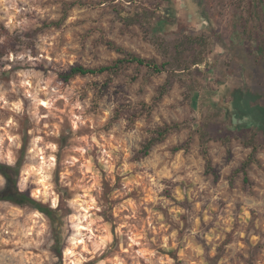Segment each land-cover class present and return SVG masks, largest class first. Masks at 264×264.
I'll list each match as a JSON object with an SVG mask.
<instances>
[{
    "label": "rangeland",
    "instance_id": "374dc122",
    "mask_svg": "<svg viewBox=\"0 0 264 264\" xmlns=\"http://www.w3.org/2000/svg\"><path fill=\"white\" fill-rule=\"evenodd\" d=\"M74 2L79 3L71 6ZM193 3L195 15L187 12L177 15V0H46L41 7L54 9L56 20L27 11L24 15L40 27L23 33L17 30L13 35L0 23V38L4 41L0 43V69L12 63L2 60L9 50L19 54L31 49L37 55L38 35L52 28L63 29L58 38L60 48L74 58L79 53L89 68L107 66L122 57L107 48L103 40L142 58L168 63L167 71L159 75L147 68L127 67L105 91L104 75L90 85L96 90L92 93L94 100L101 96L94 103L93 111L103 108L109 116L101 130L107 133L114 126H123V146L127 153L122 152L121 156L127 155V162L132 165L125 176L136 179L135 184H129L131 192L122 199L115 195L111 203L131 199L136 209L135 219L141 224L152 213L159 216L158 227L156 218L152 220L155 232H147L146 226L145 231L133 228L131 235L137 243L131 248L125 244L127 251L120 258L124 264L136 261L147 264L145 257L137 253L143 251L147 255L158 251L160 255H167L173 264H264V165L260 163L264 160V146L259 150V162L249 169L252 186L243 184L242 175L237 177L234 186L229 182L232 172L251 153L244 145L246 131L238 130V123H233V92L239 89L264 96V0H193ZM19 6L27 7L23 3ZM65 13L66 20L61 27L51 25ZM70 14L73 18L69 21ZM201 18L208 21L207 25L199 26ZM21 36L27 37V41H22ZM21 67L27 70L29 65L21 62L12 69L0 71L3 85L0 92L11 87L13 73ZM168 81L172 85L167 94L150 116L144 115L136 121L134 129H128L125 116L110 123L117 105L150 104L158 88ZM7 115L0 108V118ZM174 122L184 126L156 146L147 158L134 160L136 152L149 138L150 130ZM4 131L0 126V133ZM246 133L250 136L254 132ZM190 136L192 145L188 152L172 151ZM201 137L210 138L208 147L220 176L218 181L206 173ZM151 163L157 164L156 169L149 167ZM163 168L168 175L159 179L162 187L157 192L155 183L143 182V172L147 169L151 176ZM176 175L184 179H176ZM103 176L106 174L102 172ZM122 179L116 175L111 185L107 179L101 180L100 195L106 203L117 190H123ZM91 195L96 199L95 191ZM96 202L99 204V200ZM97 215H101V224L111 225L113 244L117 243L116 225L112 221L118 217ZM122 215L128 216V211ZM96 227L94 224V231ZM164 229L165 235L175 232V239L188 247L178 243L176 249L166 252L156 249L155 245L144 246L146 239L159 237ZM172 242L169 237L170 246ZM106 256L107 252L98 259ZM82 264H96V258L85 259Z\"/></svg>",
    "mask_w": 264,
    "mask_h": 264
},
{
    "label": "clouds",
    "instance_id": "9594fccd",
    "mask_svg": "<svg viewBox=\"0 0 264 264\" xmlns=\"http://www.w3.org/2000/svg\"><path fill=\"white\" fill-rule=\"evenodd\" d=\"M20 3L27 7H20ZM44 3L46 0H3L0 23L13 35L17 30L23 33L40 27L24 15L27 11L56 20L54 9L41 7ZM177 7V15L196 14L193 0H177ZM72 18L70 14L69 21ZM207 23L201 18L199 26ZM62 31L52 28L38 35L35 56L31 49L19 54L9 50L2 58L12 63L5 64L0 71L12 69L21 62L29 68L15 71L11 87L0 92V101H3L0 108L8 113L0 118V126L5 129L0 133V264H82L85 259L93 258L96 264H124L120 258L127 251L124 245L131 248L137 243L131 235L133 228L145 231L146 226L147 232H155L159 226L157 213H152L142 224L136 221L131 199L111 203L115 195L122 199L131 192L129 184L136 183L135 177L125 176L132 165L127 162V155L121 156L122 152L127 153L123 146V126H114L107 133L101 130L109 116L103 108L93 111L94 103L99 101L94 100L92 93L96 90L90 87L100 74L95 77L86 74L89 67L79 53L74 58L60 48L58 38ZM20 39L27 41L28 38L21 36ZM3 42L0 38V43ZM81 67L84 71L77 70ZM256 156L260 158L259 151ZM260 163L264 165V160ZM149 167L156 169L157 164L151 163ZM102 172L106 176L102 177ZM116 175L123 178V190H117L106 203L100 195L101 180L107 179L111 185ZM164 175H168L165 168L151 176L145 169L143 182L155 183L158 192L162 187L159 179ZM176 179L184 177L176 175ZM93 191L96 199L91 195ZM125 210L128 216L122 215ZM97 213L118 217L112 221L116 225L117 243L113 244L111 225L101 224V215ZM154 217L156 227L152 224ZM125 228L127 231H123ZM166 232L162 230L151 241L146 239L144 246L155 245L156 249L166 252L176 249L178 243L188 247L175 239V232L165 235ZM169 237L173 240L171 246ZM105 252L108 256L98 259ZM137 256H144L147 264H173L167 255H160L158 251L147 255L141 251Z\"/></svg>",
    "mask_w": 264,
    "mask_h": 264
},
{
    "label": "trees",
    "instance_id": "16d2710c",
    "mask_svg": "<svg viewBox=\"0 0 264 264\" xmlns=\"http://www.w3.org/2000/svg\"><path fill=\"white\" fill-rule=\"evenodd\" d=\"M79 1V0H78ZM74 2L71 6L76 5ZM66 20V13L58 22H52L51 25L55 27H61ZM104 45L119 53L122 57L114 61L112 64L107 66H101L98 68H89L88 73L91 76H106V81L102 85L104 91L108 89L110 82L113 81V77L118 76L125 68L134 66L135 68H147L152 73L159 75L167 71L168 63L159 64L155 59H146L136 55L133 52L126 50L125 48L118 47L113 42L108 40H103ZM79 71H84L81 67L77 69ZM171 81L166 82L164 85L158 88L156 96L153 98L152 103L148 104L142 102L138 105H124L119 104L115 107L113 117L110 123H115L125 116L127 121L128 129H134L136 121L142 116H150L154 109L158 106L162 98L167 94L171 88ZM99 91V88H98ZM101 96H97L96 100H100ZM264 96L252 91H243L236 89L233 92V123L235 121L238 123L237 129L240 131H250L249 136L246 132L244 133V145L252 149L248 157L242 161L241 165L232 172L229 177V182L231 186L235 185L236 179L239 175H242L243 184L247 187H251V179L249 176V169L253 164H257L259 160L257 159L256 152L259 151L264 146ZM184 123H164L150 130L149 138L141 145L140 149L136 152L134 156L135 161H140L147 158L152 150L164 143L167 138L179 132ZM210 138L201 137L200 147L201 154L205 161L206 173L213 176L215 181H218L220 176L214 166L213 159L210 154L208 147V142ZM192 145V136H190L184 143L178 145L172 149L173 152L185 151L188 152ZM230 154V150H228Z\"/></svg>",
    "mask_w": 264,
    "mask_h": 264
}]
</instances>
